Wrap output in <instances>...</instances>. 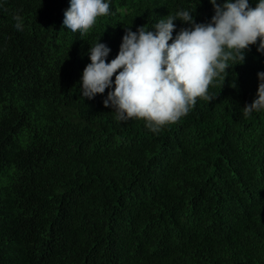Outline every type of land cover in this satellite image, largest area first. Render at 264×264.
<instances>
[{
	"label": "trees",
	"instance_id": "16d2710c",
	"mask_svg": "<svg viewBox=\"0 0 264 264\" xmlns=\"http://www.w3.org/2000/svg\"><path fill=\"white\" fill-rule=\"evenodd\" d=\"M66 4L0 0V264H264V111L242 108L264 53L234 54L153 131L116 119L107 88L81 95L89 44L111 59L125 27L178 7L206 22L210 0H110L82 34L60 26Z\"/></svg>",
	"mask_w": 264,
	"mask_h": 264
},
{
	"label": "clouds",
	"instance_id": "9594fccd",
	"mask_svg": "<svg viewBox=\"0 0 264 264\" xmlns=\"http://www.w3.org/2000/svg\"><path fill=\"white\" fill-rule=\"evenodd\" d=\"M210 3L214 11L206 22L196 21L193 9L178 7L149 27H125L111 59L104 41L89 44V62L79 77L81 95L91 98L107 88L102 102L116 119L143 117L153 131L178 119L196 97L208 95L209 82L227 71L234 54L242 62L251 44L264 53V0H254V6L250 0ZM109 6L110 0H67L60 26L82 34ZM13 18L14 26L22 29L23 17L16 13ZM177 19L183 24L173 34ZM256 75V93L242 106L245 116L264 111V70Z\"/></svg>",
	"mask_w": 264,
	"mask_h": 264
}]
</instances>
